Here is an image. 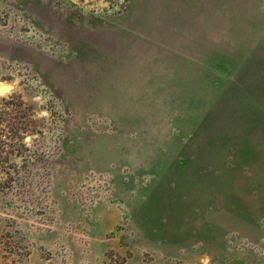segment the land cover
Wrapping results in <instances>:
<instances>
[{
    "label": "rangeland",
    "instance_id": "rangeland-1",
    "mask_svg": "<svg viewBox=\"0 0 264 264\" xmlns=\"http://www.w3.org/2000/svg\"><path fill=\"white\" fill-rule=\"evenodd\" d=\"M0 264H264V0H0Z\"/></svg>",
    "mask_w": 264,
    "mask_h": 264
}]
</instances>
